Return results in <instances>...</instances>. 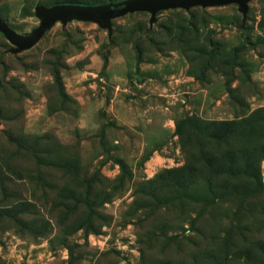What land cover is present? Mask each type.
<instances>
[{
	"label": "rangeland",
	"instance_id": "374dc122",
	"mask_svg": "<svg viewBox=\"0 0 264 264\" xmlns=\"http://www.w3.org/2000/svg\"><path fill=\"white\" fill-rule=\"evenodd\" d=\"M149 19L0 35V264H264V0Z\"/></svg>",
	"mask_w": 264,
	"mask_h": 264
},
{
	"label": "water",
	"instance_id": "95a60500",
	"mask_svg": "<svg viewBox=\"0 0 264 264\" xmlns=\"http://www.w3.org/2000/svg\"><path fill=\"white\" fill-rule=\"evenodd\" d=\"M255 0H123L118 3L102 5L58 4L52 7L37 6L36 16L41 19L34 32L25 37L0 20V33L11 44L9 52L19 54L32 49L55 24L66 26L71 21L92 22L113 34V20L133 13H148L150 28L157 22V15L163 11L185 10L193 8H216L237 5L246 22L249 3ZM259 1V0H257Z\"/></svg>",
	"mask_w": 264,
	"mask_h": 264
},
{
	"label": "trees",
	"instance_id": "16d2710c",
	"mask_svg": "<svg viewBox=\"0 0 264 264\" xmlns=\"http://www.w3.org/2000/svg\"><path fill=\"white\" fill-rule=\"evenodd\" d=\"M66 4H70V3H66ZM0 35H1L3 38H5L1 33H0Z\"/></svg>",
	"mask_w": 264,
	"mask_h": 264
}]
</instances>
